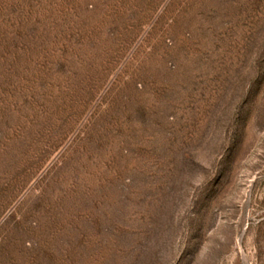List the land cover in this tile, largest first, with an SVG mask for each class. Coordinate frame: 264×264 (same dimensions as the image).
<instances>
[{"label": "rangeland", "instance_id": "374dc122", "mask_svg": "<svg viewBox=\"0 0 264 264\" xmlns=\"http://www.w3.org/2000/svg\"><path fill=\"white\" fill-rule=\"evenodd\" d=\"M0 264H264V0H0Z\"/></svg>", "mask_w": 264, "mask_h": 264}]
</instances>
